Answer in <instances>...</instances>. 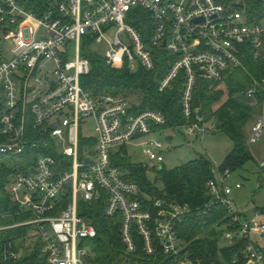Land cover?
Wrapping results in <instances>:
<instances>
[{
    "label": "built area",
    "instance_id": "2783aa9c",
    "mask_svg": "<svg viewBox=\"0 0 264 264\" xmlns=\"http://www.w3.org/2000/svg\"><path fill=\"white\" fill-rule=\"evenodd\" d=\"M139 8L147 15L137 13ZM137 19L146 29L131 23ZM0 27L12 46L7 49L0 43V135L7 137L0 153L44 151L10 185L13 202L31 214L19 225L31 228L43 243V264H90L91 240L98 230L81 215L84 201H104L107 218L121 214L128 253L138 249V237L147 254L160 248L176 264H204L180 236L182 223L194 210L153 199L112 162L113 147L130 143L140 145L152 164L164 162V141L156 135L168 123L166 114L138 112L128 97H95L84 89L82 77L90 72L91 62L82 55V40L106 45L107 63L128 61L131 71L139 65L154 70L156 51L172 55L159 88L164 91L184 73V115L196 117L183 126L184 133L204 135L209 128L203 108L193 107L202 82L214 88L228 70L240 68L252 80L247 97L258 91L264 95V75L254 76L247 66L248 57L264 56V16L251 19L244 0H57L42 15L27 11L20 0H0ZM89 120L96 136L84 133L92 124ZM249 131L250 144L263 137L264 104ZM231 174L229 169L219 170L209 182L213 198L206 208L226 207L231 227L223 238L227 244L247 239L242 251L247 263L264 264V222L260 212L248 219L234 204ZM146 199H153L152 205L147 206ZM21 256L12 241L0 243V264Z\"/></svg>",
    "mask_w": 264,
    "mask_h": 264
},
{
    "label": "trees",
    "instance_id": "16d2710c",
    "mask_svg": "<svg viewBox=\"0 0 264 264\" xmlns=\"http://www.w3.org/2000/svg\"><path fill=\"white\" fill-rule=\"evenodd\" d=\"M55 1L57 0H20L27 11L38 15L47 12ZM247 2L251 9V19L264 16V0ZM136 12L147 15L141 8ZM131 23L139 29H146L140 19ZM82 55L91 62L90 72L82 77V85L93 96L137 95L134 110L163 111L168 118V123L163 129L167 130H174L196 120L195 113L192 118L184 115L182 102L185 89L184 73L172 81L164 91L159 88L160 81L168 74L173 59L168 52L156 51V66L151 71L142 65H139L136 71H131L128 61L109 65L106 59L89 48L84 49ZM247 61L251 73L261 78L264 75V56L260 60H254L250 56ZM221 82L226 83L228 87L226 92L219 89L218 85ZM221 82L214 88L205 82L198 85L193 107L194 109L202 107L206 120L215 122V126L225 131L232 140L234 150L219 170L229 169L234 173L243 169L251 160H255L244 128L252 119L253 112L263 106L264 95L258 91L255 96L247 97L246 91L252 86V80L248 72L240 68L228 70ZM226 93L228 97L226 102L215 109ZM6 140L7 137L0 135V143ZM42 153H44L42 149L26 150L20 155L0 153V243L12 241L22 253L19 260H14L10 264L44 263L43 243L38 240L37 235H33L31 228L19 225L31 218V214L21 212L10 195L12 179L34 166L37 156ZM112 162L122 168L126 180L138 183L142 191L152 195L153 199L161 197L167 202L189 205L194 210V214L182 223L180 228V236L188 243L187 250L194 257L202 259L204 264H250L242 253L247 239L221 245L224 231L231 227L228 209L222 204L206 208V204L213 198L209 191V182L216 175L213 162L208 157L201 156L173 170H163L161 178L164 181V191H160L148 178L146 167L134 164L130 156L113 154ZM259 167L260 184L264 187V166L260 163ZM153 199H146V205H152ZM105 207L104 201L93 203L84 201L80 204L81 215L93 222L98 230L97 237L91 240L90 264H176V259L165 254L160 248L153 255L147 254L143 249L142 240L138 237V249L128 253L121 236V214L107 218L104 213Z\"/></svg>",
    "mask_w": 264,
    "mask_h": 264
},
{
    "label": "rangeland",
    "instance_id": "374dc122",
    "mask_svg": "<svg viewBox=\"0 0 264 264\" xmlns=\"http://www.w3.org/2000/svg\"><path fill=\"white\" fill-rule=\"evenodd\" d=\"M248 12L250 6L247 0H244ZM1 29V27H0ZM110 37V35H108ZM0 43L5 48L10 49L12 46L9 39L5 40V35L0 34ZM83 49H91L94 53L104 58V54L108 47L104 44L89 43L85 38L82 40ZM225 92L228 90L225 82L218 85ZM137 95H128L131 103L137 104ZM228 99L227 93L220 100V103L215 106L218 109ZM263 107V106H262ZM262 107H258L252 114V119L244 128L246 135L249 136L251 125L260 117ZM91 125L85 128V134L90 136L95 135V126L92 120ZM209 130L204 135H188L184 133V127H178L174 130L161 129L157 133V137L164 141L165 161L152 164L149 159L143 154L140 145L130 143L128 146L118 145L113 147L114 155L130 156L134 164H141L146 167L148 171V178L160 190L164 191V181L161 178L163 170H173L191 160L200 158L201 156L208 157L213 162L215 173L219 171L220 166L225 163L227 157L233 152V142L225 131L218 129L215 122L208 121ZM251 150L255 160H251L243 169H239L230 175L229 185L232 187V199L234 204L241 209V211L251 219L260 212L259 218L264 222V187L260 184L259 165L264 159V135L256 144H250ZM240 183L241 187L237 188L236 184ZM256 238V236H253ZM227 244L223 238L221 245ZM264 244V242H263ZM32 245V244H31ZM259 264V263H253Z\"/></svg>",
    "mask_w": 264,
    "mask_h": 264
},
{
    "label": "water",
    "instance_id": "95a60500",
    "mask_svg": "<svg viewBox=\"0 0 264 264\" xmlns=\"http://www.w3.org/2000/svg\"><path fill=\"white\" fill-rule=\"evenodd\" d=\"M238 6L243 7L242 4H239ZM149 38H150V33H149V31H146V36H145L146 41H149ZM148 48H150L149 45H148ZM2 103H4V100L2 101Z\"/></svg>",
    "mask_w": 264,
    "mask_h": 264
},
{
    "label": "crops",
    "instance_id": "0c3cea01",
    "mask_svg": "<svg viewBox=\"0 0 264 264\" xmlns=\"http://www.w3.org/2000/svg\"><path fill=\"white\" fill-rule=\"evenodd\" d=\"M250 145V143H248ZM263 160V159H262Z\"/></svg>",
    "mask_w": 264,
    "mask_h": 264
}]
</instances>
